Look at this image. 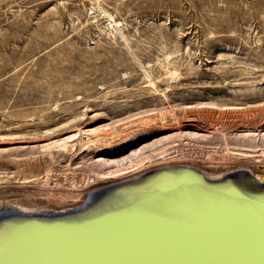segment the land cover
Listing matches in <instances>:
<instances>
[{
  "label": "rangeland",
  "instance_id": "1",
  "mask_svg": "<svg viewBox=\"0 0 264 264\" xmlns=\"http://www.w3.org/2000/svg\"><path fill=\"white\" fill-rule=\"evenodd\" d=\"M163 165L263 171L264 0H0V208Z\"/></svg>",
  "mask_w": 264,
  "mask_h": 264
},
{
  "label": "water",
  "instance_id": "2",
  "mask_svg": "<svg viewBox=\"0 0 264 264\" xmlns=\"http://www.w3.org/2000/svg\"><path fill=\"white\" fill-rule=\"evenodd\" d=\"M190 170L154 167L0 222V264H264V181Z\"/></svg>",
  "mask_w": 264,
  "mask_h": 264
},
{
  "label": "bare ground",
  "instance_id": "3",
  "mask_svg": "<svg viewBox=\"0 0 264 264\" xmlns=\"http://www.w3.org/2000/svg\"><path fill=\"white\" fill-rule=\"evenodd\" d=\"M67 142H68L67 140H64L60 143H57L58 147L67 148ZM131 158H126V159H123L119 162H115L114 163L115 169L113 171H109V172L105 173L104 177L105 178H110L111 176L114 177L116 175H119L117 173H120V176H121L122 175L121 172L123 170L127 169L130 166L132 167L135 164L138 165L137 163H133V160ZM165 166L168 167L170 165H163L160 167H165ZM172 166H176V165H172ZM262 169H263V171H261L260 175H257L256 174L257 172L251 171L247 167H237V168H232V169H203V168L200 169V168L191 167L190 171L194 172L202 181L207 182V183L215 182V181H217L223 177L229 176V175H233V174L238 175V174L245 173L250 177V179L253 180V182H255L256 184H260V183H262V181H264V168H262ZM127 172H125V173H127ZM132 174H133V176H131V177L139 175V174L136 175V173H132ZM125 179H126V177H125ZM86 194H84L82 196V198H84ZM74 195H75V198L80 197V193L75 192ZM4 205L8 206V207L0 208V222H3L5 220H9V219L15 218V217H22V216H25L29 213H32L33 215L34 214H44V213H46V214L58 213V212H62L64 210H67V209L72 207V206H69L68 208L62 209V210L53 209V208H50V206L48 204H45L43 202L36 203L33 201H29V200H26V201L15 200V201H10V202L4 203Z\"/></svg>",
  "mask_w": 264,
  "mask_h": 264
}]
</instances>
